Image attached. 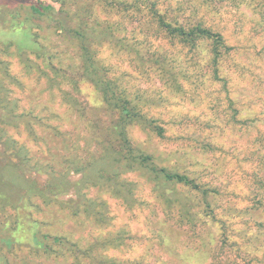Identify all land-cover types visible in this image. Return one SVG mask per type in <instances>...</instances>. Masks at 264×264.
I'll return each instance as SVG.
<instances>
[{
	"label": "rangeland",
	"instance_id": "obj_1",
	"mask_svg": "<svg viewBox=\"0 0 264 264\" xmlns=\"http://www.w3.org/2000/svg\"><path fill=\"white\" fill-rule=\"evenodd\" d=\"M121 1L130 7L63 0L62 8L90 12L87 22H121L113 24L115 34L137 43L146 57L162 51L174 82L161 78L154 62L143 64L112 43L94 48L129 93L153 100L143 108L165 128L160 137L129 126L133 145L208 187L209 204L198 190L177 184L193 214L185 216L179 201L160 198L139 171L119 175L129 184L127 195L106 184L81 188L97 200L101 219L58 202L72 192L50 202L29 193L30 184L46 185L50 170L66 174L69 159L77 166L87 160L116 115L83 75L75 43L47 19L32 18L31 30L53 55L51 65L32 52L28 38L24 59L30 66L18 54L20 35L0 18V178L14 181L0 184V264H264V0ZM23 2L0 0V17L7 21L5 12L22 16L27 5L52 0ZM151 8L169 19L202 22L220 32L228 48L212 62L209 41L189 49L158 37ZM19 145L26 153H18ZM68 177L75 181L80 173ZM17 195H29L24 206L12 202ZM34 234L61 240H48L45 251L33 245Z\"/></svg>",
	"mask_w": 264,
	"mask_h": 264
},
{
	"label": "trees",
	"instance_id": "obj_2",
	"mask_svg": "<svg viewBox=\"0 0 264 264\" xmlns=\"http://www.w3.org/2000/svg\"><path fill=\"white\" fill-rule=\"evenodd\" d=\"M23 1L20 0V3L24 4L25 2ZM112 1L118 5L123 4L126 8L130 7V3L121 0H106V3L110 4ZM206 2L209 4L210 0H206ZM62 3L63 0H52V2L46 4L41 2L37 5L30 4L26 6L27 12H24L22 16L20 12H5L9 18L6 21V19L0 17L2 18L1 23L4 24L6 22L12 33L20 35L22 43L17 46V49L22 61H25L26 58L24 59V57H27L25 42L29 38L32 52L37 56H42L45 60L49 59L48 63H46L50 64L53 55L50 51H47L45 46L38 43L37 34L31 30L32 18L47 19L49 25L55 28L57 33H61L68 41L75 43L74 47L78 50L82 59L83 75L90 79L100 93L106 109L115 114L116 117L109 122L106 128L107 138L105 137L97 143L96 150L89 153L90 156L87 160L77 166L74 160L69 159L67 162H70V164L66 174L60 173L56 176L55 172L50 170L46 185L40 187L30 184L27 186L28 192L42 198L44 202L57 201L58 196L72 192L73 197L62 199L58 202L70 207L75 213L81 209L101 219L102 212L96 209L97 205H99L97 200L87 197L81 188L88 184H106L114 190V193L127 195L129 193V184L121 181L119 175L124 172L139 171L148 181L153 183V190L157 192L160 198L169 203L179 201L181 204L180 211L185 216L193 214L188 207L189 201L177 190V184L186 185L201 192L206 205H208L207 195L210 191L208 187L203 186L201 188L188 174L162 165L157 162L151 153L133 145L128 133L129 126L138 125L160 137L164 135L165 128L158 122L157 118L148 116L143 108L145 105H151L153 100L148 96L142 95V93H129L121 85L119 78L110 75L105 63L100 58H96L94 48L95 43L99 45L102 42L112 43L118 49L126 53H132L136 60L143 64L148 61L154 62L153 64L157 65L159 76L167 80L171 78V81L174 82L176 73L172 66H168L165 63V55L161 53L162 51H159L156 57H146L137 43H129V40L124 35L117 36L115 34L116 26L113 24L120 26L121 22L108 23L94 18L87 22L84 17L90 12H64ZM150 11L152 12L151 21L156 22V32H158L157 36L160 38L176 42L189 49L197 47L203 41H209L211 43L212 62H216L222 51H226L228 48L223 35L211 27L205 26L202 22H184L185 20L180 21L176 18L169 19L163 13L158 12V10L151 8ZM146 37L144 40H146ZM12 43L13 41L9 43L3 42L2 44L10 46ZM25 62L27 65L30 64V66L32 64L31 62L29 64L27 61ZM55 73H57V70ZM174 87L179 91L181 86L176 84ZM1 116L5 121H12V116L8 114H1ZM28 130L30 133L32 132L30 128ZM9 141L16 143L11 139ZM17 149L18 153H26L23 145H19ZM43 171H45V168ZM68 171L79 172L80 178L75 181L69 179ZM1 175V185L12 186L14 184V181L9 176ZM4 195L1 191L0 196L5 197ZM28 196L17 195L12 198V202L17 206H24ZM33 223L36 224L37 222L33 221ZM50 239L53 242L61 240L58 236L34 234L32 242L36 248L48 251L47 241Z\"/></svg>",
	"mask_w": 264,
	"mask_h": 264
}]
</instances>
